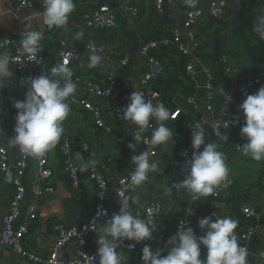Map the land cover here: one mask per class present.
Instances as JSON below:
<instances>
[{
  "label": "crops",
  "instance_id": "0c3cea01",
  "mask_svg": "<svg viewBox=\"0 0 264 264\" xmlns=\"http://www.w3.org/2000/svg\"><path fill=\"white\" fill-rule=\"evenodd\" d=\"M32 7L20 13H14L12 10L13 0H0V40L6 37H16L19 41L24 31L37 30L43 33L41 40V53L49 59L48 72L55 65L59 64L56 60L55 52L59 48V42L66 41L72 46L79 47L86 39H101L92 30H83L79 26V10L76 0L75 9L69 17L68 24L62 28H54L51 32L45 30L42 23L43 11L42 3L38 0H30ZM217 1L221 4L223 10L228 14L230 21L239 10L223 0H199L200 4L205 6L208 2ZM107 6L116 20V29L106 31L105 40H107L108 49L105 53L100 54L101 62L96 67L88 66V55H83L80 62L69 66L72 69L73 76L79 75L91 79H98L102 83L104 75L108 73L120 82V91L117 99L113 101L100 98H93L80 88L76 90L73 96L86 98L94 106L101 110L102 123L108 128V131L97 128L89 115L83 110L70 107L67 119L63 122L65 129L63 137H67L74 153V163L78 168V183L72 188L61 172V159L57 152L58 145L51 150L50 167L53 171V177L50 186L54 192L44 195L39 199V210L32 220L29 235L24 241L26 250L30 253L45 258L48 251L49 238L47 234L50 227L55 222H64L68 225L75 226L77 230L89 224L97 205V193L95 184L88 178V168L85 167L88 161H93L95 157L98 159L105 176L110 184L115 185L116 181L133 171L131 165V157L139 152L146 151L145 148L136 143V153L128 147L133 142L134 135L132 128L128 125L121 124L116 115V106L120 103H129V98L133 91L147 90L139 84L143 75L147 72V60L140 55V47L151 41L160 39H170L173 27L180 25L186 14L187 6L183 0H164L163 11L156 15L151 0H95L94 7ZM128 6H136L139 14L138 19L132 22L128 19ZM264 14V10L257 11V15ZM205 19L203 29L208 33L213 32L216 28V22ZM82 34V35H79ZM220 46L223 52L232 56V74L235 79V88L238 93L243 90V78L251 73L249 57L238 43L237 39L232 35L230 28L222 29L219 34ZM104 41V40H103ZM209 51V49H208ZM126 57V63L121 64L120 61ZM193 73L192 80L195 87L199 89V98L201 102H206V94L204 93V80L208 72L213 68V63L204 57H197L192 61ZM11 69V68H10ZM11 78L0 81V91L9 88L16 89V99L23 100L26 88L22 86V81L33 71L29 68L16 72L13 69ZM184 90L181 87H172L168 90L165 102L161 101V97L154 98L150 94H145L146 99L151 100L153 104L163 103L166 108L172 110H180V116L174 123H165L172 131L173 136L165 144L157 145L159 158L162 160L158 164V170L149 175L148 181L136 190H131L130 197H135V201L130 200L133 214L144 208L148 202H158L163 208L161 216L156 221L157 231L154 233L152 241H145L153 250L157 248L164 249L165 243L172 235L177 232L179 222L190 220L186 227H192L196 234L202 235L198 228V216L217 218H231L237 222L235 230L236 235L241 231L244 219L237 207L230 208L229 205L203 204L197 209H193L190 205L193 202L191 194H185L184 199L177 198L171 187L172 183L179 184L183 180L186 169L172 167L167 161L172 157L178 147L187 141V130L191 125L192 118L190 112L185 105ZM234 112H237V104L235 100L228 105ZM205 128L206 140L209 143H216L218 151H221L226 160L228 167V175L223 181L232 188L231 197L238 198L239 191H245L249 186L255 185L259 178L261 162H256L244 154H230L224 152L229 146L239 144L244 139L240 136V130H222L223 135H227L228 139L222 140L215 136L214 128L208 125L209 118ZM15 119L11 115L9 108L6 106L4 115L0 121V145L6 144L12 147L10 139L14 133ZM245 141V140H244ZM203 146H201V150ZM193 152V150H192ZM36 157L29 156L27 168L22 178V184L25 187V199L21 206V215L13 224L16 229L23 222V215L29 205L36 201V196L32 192V186L35 183L36 175ZM10 176V175H9ZM6 176L0 180V218L6 211L9 198L12 195V184ZM171 195H166L168 190ZM230 191V192H231ZM246 200L255 211V219L252 222L257 225V233L249 244V253L247 256L248 264H264V260L259 258L262 249V236L264 234V180L261 188L255 189L249 193ZM241 199V198H240ZM239 199V200H240ZM238 201V200H237ZM229 202V200L227 201ZM115 205L116 213L119 211L118 201H112ZM229 204V203H226ZM192 208L194 215L188 216L187 209ZM105 225H100L93 235L94 244H98L99 234ZM38 239L40 245L37 246L35 240ZM93 244V246H94ZM72 246L67 248L66 255L71 257ZM206 249L201 247V259L206 257ZM166 250L162 255H166ZM138 256L126 255L123 264H133L138 261ZM0 264H30L28 261L17 258L16 256L6 252L0 248Z\"/></svg>",
  "mask_w": 264,
  "mask_h": 264
},
{
  "label": "built area",
  "instance_id": "2783aa9c",
  "mask_svg": "<svg viewBox=\"0 0 264 264\" xmlns=\"http://www.w3.org/2000/svg\"><path fill=\"white\" fill-rule=\"evenodd\" d=\"M38 1L42 3V0ZM94 1L95 0H76L77 7L81 8L79 19L82 25L86 28H99L105 30L115 29L116 20L111 10L105 5L99 8L94 7ZM151 1L154 13L156 15L161 14L163 11L164 0ZM223 1L230 3L234 9L240 11L241 3L238 0ZM31 7L32 2L30 0H13L12 10L14 13L23 12ZM127 10L128 19L135 22L138 19V8L136 6H128ZM259 10H264V4L258 6L254 10V13L257 14V11ZM227 18L228 14L223 10L219 2L211 1L203 6L200 4L199 0H196L194 7H187L183 22L172 28V36L170 39H160L143 44L140 47L139 53L147 60L148 69L139 84L142 88L147 90L144 94H150L154 98L157 97V95L151 90V84L155 80L161 78L165 72L166 62L155 56L161 48L174 46L179 53L189 59L186 65V72L187 74L192 75V61L195 59L194 56H196L197 51L206 41L202 33L205 19L223 21L227 20ZM43 26L45 30L51 29L44 24ZM18 47L19 39L16 37H6L0 40V54H8L10 59V68L16 72H22L28 69L29 65H34L36 67V75L34 76L32 74L29 76L37 77L43 74L42 71L48 65L49 59L43 56L40 52L37 56L38 62L27 61L25 57L18 53ZM107 49L108 45L102 40H89L79 47L72 46L66 41H60L59 48L56 50L55 56L58 63L67 61V66L69 67L80 62L83 55L90 56V51L95 50L96 53L100 55L105 53ZM153 53L155 54L153 55ZM232 60L233 59L230 55L223 54L221 55L218 63L229 84L228 93L231 94L232 99L235 100L237 104V112H234L230 107L225 105L227 104L225 100L222 105L216 109L210 104L211 102H214L212 95L213 74L211 71L208 72L205 76L203 86L204 90L208 91V94L206 95V102L200 101L199 89H195L192 94L185 97V105L192 118L191 125L187 130L188 142L186 145L178 148L167 163L173 165L174 167L186 169V162L191 159L192 156L191 128L198 123L201 125L206 124V117L209 118L208 125L214 129L220 128L221 130H240V127L243 126L244 117L242 112L239 111V105L246 98L245 94L254 93V79L251 73L246 75L243 78V90L238 93L235 88V79L231 70ZM120 63L125 64L126 57H124ZM106 76L109 86L105 87V89L101 88L100 85L88 78H76L74 82L83 94L85 93L93 98L113 101L117 99L119 95L121 84L113 76V74L108 73ZM22 86L27 87L23 83ZM14 91H16V89L13 87L0 91V120L4 115L6 106L9 108L11 115L15 119L16 110L13 107V100L11 101L10 99ZM67 102L70 107L80 109L88 113L90 119L97 128L108 131V128L102 123L101 110L94 106L86 98L71 96ZM127 105L128 103H120L117 105L116 115L121 124L129 125L132 128L133 135L135 136V126H133L131 122L124 119L123 111L126 109ZM170 111L173 118L165 122L174 123L180 116V110L172 109ZM150 124H152V126L141 134L142 139L138 143L150 153V159H154L157 154V146H153L150 142L145 143L144 141L150 139L152 131L155 127H158V123L150 118ZM245 142L246 141L243 140L239 144L229 146L224 150V152L228 155H242V148L238 146H242ZM57 152L61 157V172L69 182L70 186L75 188L78 183V168L74 163L73 149L67 137H63L61 139ZM50 156L51 150L46 152L41 157H36L37 170L35 183L32 186V192L36 196V201L34 204L27 207L23 215L22 224L15 229L13 224L22 214L21 206L25 199L26 190L22 184V178L27 168L29 156L21 153L16 146L8 147L6 144L0 145V180L10 175V181L12 184V195L8 200L5 213L0 218V248L17 258L28 261L30 264H98L99 257L96 255L98 244H94L93 235L100 225H105V222L109 220L114 213H116V208L112 201H119L121 192H124L126 195L129 193L130 189L128 188V178L130 177L131 172H129L126 176L119 178L116 181V184L112 185L105 176L98 159L95 157L93 160L95 161V164L88 168V178L94 182L97 188L96 195L98 202L89 224L81 230H77L75 226L68 225L64 222L58 221L53 223L50 227L49 233L47 234L49 238V245L47 255L43 259L26 250L24 241L29 235L32 220H34L39 210V199L44 195L52 194L54 192L53 188L50 186V181L53 177V171L50 167ZM176 185L178 184L172 183L171 187L177 198L184 199L185 194H190L187 190L179 189ZM228 185L229 184L222 182L221 185L215 189L214 195L216 197L225 196V193L228 191ZM239 211L244 219V226L237 235V239L239 244L245 248L247 253H249V244L258 229L257 225L252 222L256 215L247 200H243L239 203ZM162 212L163 208L160 203L150 201L144 208L137 210L133 215L145 221L152 219V221L156 224V221L161 216ZM200 218L201 217L198 216L195 219L199 220ZM189 223L190 220L179 222L176 228L178 229V227L183 224H185L186 227ZM35 242L37 246L40 245L38 239H36ZM145 244V242L136 243L129 240H117L114 242L113 246L116 248L117 252L123 255V257L126 255H133L135 257L138 256V261L133 264H141V249ZM129 245H134V247H129ZM70 246L73 248H71L72 255L71 257H67L66 250ZM259 258L264 260V234L262 236V249Z\"/></svg>",
  "mask_w": 264,
  "mask_h": 264
},
{
  "label": "clouds",
  "instance_id": "9594fccd",
  "mask_svg": "<svg viewBox=\"0 0 264 264\" xmlns=\"http://www.w3.org/2000/svg\"><path fill=\"white\" fill-rule=\"evenodd\" d=\"M187 7H194L196 0H183ZM42 23L48 28H62L68 24L70 15L75 9L74 0H42ZM252 32L264 40V14L257 15L251 25ZM19 41L18 53L27 61L38 62L41 52L43 33L37 30L24 31ZM82 35V34H79ZM88 66L96 67L101 62V56L95 50L90 51ZM10 59L8 54H0V81L11 78ZM72 69L67 61L55 64L48 74L37 77H27L22 83L27 86L23 100H14L15 135L10 143L18 150L31 157H41L59 143L64 134L63 122L70 112L68 99L77 90V84L72 79ZM228 105L232 96L224 88L220 89ZM246 98L239 105V111L244 117L240 127V136L246 142L242 146L243 154L256 162L264 161V86L255 93L245 94ZM124 119L135 126L136 134L128 147L136 153V143L142 139L141 134L152 126L150 118L158 123L152 131L149 140L153 146L165 144L173 136L171 129L164 123L173 118L171 111L163 103L153 104L146 99L142 91H133L126 109ZM238 122V121H237ZM191 132V159L186 162V172L183 180L176 185L187 190L193 200H199L212 194L228 175L225 156L218 151L216 143L206 140L205 128L196 124ZM215 136L222 140L228 139L220 128L214 129ZM201 146L203 149L201 150ZM95 161H88L85 167H90ZM133 171L128 178V188L136 190L144 185L151 173H155L158 165L150 159L148 151L139 152L131 157ZM9 179L11 177L9 176ZM171 195V190L166 192ZM124 192L120 193V207L109 220L105 222L102 233L99 234L96 255L98 264H123L124 257L113 246L117 240H129L136 243L152 241L157 225L133 215L130 200L135 201ZM188 216L194 215L192 208L187 209ZM202 235H197L192 227L185 224L178 227L177 232L165 243L164 249L153 250L149 244L141 249V264H248V253L238 242L236 235L237 222L225 217L213 219L211 216L200 218L197 222ZM206 251V257L201 259V247ZM134 247V245H129ZM167 252L162 255V252Z\"/></svg>",
  "mask_w": 264,
  "mask_h": 264
},
{
  "label": "trees",
  "instance_id": "16d2710c",
  "mask_svg": "<svg viewBox=\"0 0 264 264\" xmlns=\"http://www.w3.org/2000/svg\"><path fill=\"white\" fill-rule=\"evenodd\" d=\"M238 1L241 3V9L238 12V14H236L230 21L211 20L210 22H216L213 23L217 25L215 30L210 33H208L205 29L202 30L203 36L205 37L206 41L197 51L196 56H194L195 58L197 57L208 58L213 63V68L211 69V72L213 74L212 95L214 102H211L210 104L215 109L221 106L223 101L225 100L223 96L220 94V89L224 88V90L227 93L229 91V84L226 78L224 77L218 63L221 55L224 54L220 46L219 34L220 32H222V29H224L225 27L230 28L232 35L237 39L238 43L249 57L250 66H251V75L254 79L253 92L255 93L261 86H264V40H260L251 30V25L255 17L257 16V14L254 13V10L258 6L264 4V0H238ZM91 30L94 31L98 37H101L104 40L102 41L105 44H107L108 43L107 40L104 39L106 37L105 33H107L106 31L109 32V31H113L114 29L105 30V29L93 28ZM154 54L155 53H153V55ZM155 56L158 59L164 60L166 62L164 75L161 78L155 80L151 84L152 92H154L157 95V97H161V101L163 103L165 102L166 93L172 87L175 86L181 87L184 90V93L186 94L185 97L192 94L195 91V89H197L191 78L192 75L187 74L186 72V65L189 59H187L185 56L179 53L174 48V46L161 48L157 52V54H155ZM48 66H49V62L48 65L43 69L42 71L43 74H48V69H47ZM76 78H88V77H84L82 75L81 76L75 75L74 77H72L73 81ZM91 80H93V82H95L96 84L100 85L101 88L103 89L109 86V83L107 81V76L105 75L102 80L103 81L102 83H100L98 79H91ZM23 87L26 88L27 90V87L25 86ZM10 99L11 101L17 100L16 91L13 92ZM164 123L171 124L170 122H164ZM187 142H188V136L186 143L183 144L182 146L186 145ZM261 165L262 166L259 171V178L255 183V185L249 186L245 191L242 192L239 191L238 198L231 197L233 187H230V185H228V191L225 193V196L216 197L213 192L212 194L206 197H201L199 200H193L190 206L193 209H197L198 207H201L203 204H214L219 206L222 204V205H229V207L231 206L230 208L237 207L239 209V203L243 200H246V198L250 196L249 193H251L255 189L259 190L261 188V183L264 180V161L261 162ZM228 200L229 202H227Z\"/></svg>",
  "mask_w": 264,
  "mask_h": 264
},
{
  "label": "rangeland",
  "instance_id": "374dc122",
  "mask_svg": "<svg viewBox=\"0 0 264 264\" xmlns=\"http://www.w3.org/2000/svg\"><path fill=\"white\" fill-rule=\"evenodd\" d=\"M81 13V12H80ZM79 16H80V14H79ZM79 26L83 29V30H91V29H93V28H86V27H84L83 25H82V23H81V21H80V19H79ZM55 27H52L51 29H49V30H46V31H52L53 29H54ZM99 29V28H98ZM89 40H91V41H97V40H99V39H86L83 43H85V42H87V41H89ZM61 41V40H60ZM82 43V44H83ZM59 44H60V42H59ZM81 44V45H82ZM224 54H228V53H225L224 52ZM229 55V54H228ZM231 56V55H230ZM232 57V56H231ZM1 121V120H0ZM180 147H182V145L180 146ZM180 147H178V148H180ZM178 148L176 149V151L178 150ZM156 151H157V154H156V157L154 158V159H151L152 161H154L157 165L160 163V162H162V160L159 158V154H158V150H157V148H156ZM175 153V152H174ZM173 153V154H174ZM60 156V155H59ZM60 159H61V157H60ZM169 164V163H168ZM169 165H171V164H169ZM172 167H174L173 165H171ZM61 167H62V164H61ZM175 168H178V167H175ZM179 169H183V168H179ZM95 189H96V193H97V188L95 187ZM131 191V190H130ZM130 191H129V193H130ZM129 193L127 194V195H129Z\"/></svg>",
  "mask_w": 264,
  "mask_h": 264
},
{
  "label": "water",
  "instance_id": "95a60500",
  "mask_svg": "<svg viewBox=\"0 0 264 264\" xmlns=\"http://www.w3.org/2000/svg\"><path fill=\"white\" fill-rule=\"evenodd\" d=\"M28 68L33 71V75H36V67L34 65H29ZM204 93L207 95L208 91L204 90Z\"/></svg>",
  "mask_w": 264,
  "mask_h": 264
}]
</instances>
